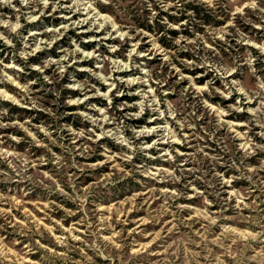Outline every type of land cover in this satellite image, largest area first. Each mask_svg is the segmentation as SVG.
I'll list each match as a JSON object with an SVG mask.
<instances>
[{
  "label": "rangeland",
  "instance_id": "374dc122",
  "mask_svg": "<svg viewBox=\"0 0 264 264\" xmlns=\"http://www.w3.org/2000/svg\"><path fill=\"white\" fill-rule=\"evenodd\" d=\"M0 264H264V0H0Z\"/></svg>",
  "mask_w": 264,
  "mask_h": 264
}]
</instances>
